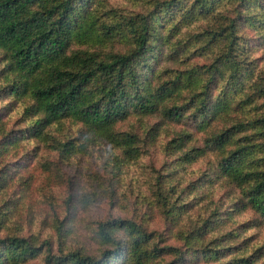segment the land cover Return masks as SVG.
I'll return each mask as SVG.
<instances>
[{
    "label": "trees",
    "instance_id": "trees-1",
    "mask_svg": "<svg viewBox=\"0 0 264 264\" xmlns=\"http://www.w3.org/2000/svg\"><path fill=\"white\" fill-rule=\"evenodd\" d=\"M96 148L110 188L26 236L29 164ZM0 264H264V0H0Z\"/></svg>",
    "mask_w": 264,
    "mask_h": 264
},
{
    "label": "rangeland",
    "instance_id": "rangeland-1",
    "mask_svg": "<svg viewBox=\"0 0 264 264\" xmlns=\"http://www.w3.org/2000/svg\"><path fill=\"white\" fill-rule=\"evenodd\" d=\"M110 2L114 6L124 7L132 6L134 0H110ZM103 153L98 149L87 157L75 158L73 162L58 168L56 166L58 162L56 154L43 152L38 159H34L29 164L32 180L28 188L25 187L23 200H21V203L25 202L24 205L21 204L24 208V210L21 209V219L29 227V231L25 232L26 236L33 237L36 235L41 241L56 239L57 219L64 217L63 213L66 212L65 201L69 189L76 191L77 194L81 195V198L86 195L85 193H89L93 199V193L102 194L110 188L108 181L111 179L109 173L114 170L113 163L111 160L108 161L109 157H104ZM164 158L165 156L160 149L153 151L141 165L133 166L129 170V174L121 181V185L127 187L128 193L135 191L138 187L142 188L147 181L150 168H159ZM71 182L72 187L69 184ZM81 198L78 200L76 197L72 204L73 208L78 206L77 210L73 209L72 211L73 214L76 213L77 218L81 217L80 213L86 214L92 208L91 206L83 208L81 204L78 205ZM93 212L90 215L91 221L95 220V217L98 219L115 218L122 215L123 210L119 206L110 207L107 204H100L93 209ZM73 214L70 215V218L73 217ZM88 227H91V223ZM154 229L162 232L163 226L160 220L155 222ZM87 234L88 231H78V235L81 237H87Z\"/></svg>",
    "mask_w": 264,
    "mask_h": 264
}]
</instances>
